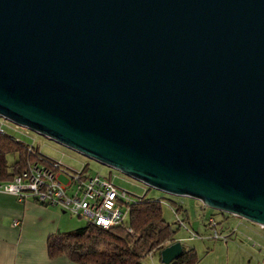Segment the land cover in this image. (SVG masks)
<instances>
[{
  "label": "water",
  "instance_id": "obj_1",
  "mask_svg": "<svg viewBox=\"0 0 264 264\" xmlns=\"http://www.w3.org/2000/svg\"><path fill=\"white\" fill-rule=\"evenodd\" d=\"M0 117L264 227V0H0Z\"/></svg>",
  "mask_w": 264,
  "mask_h": 264
},
{
  "label": "rangeland",
  "instance_id": "obj_2",
  "mask_svg": "<svg viewBox=\"0 0 264 264\" xmlns=\"http://www.w3.org/2000/svg\"><path fill=\"white\" fill-rule=\"evenodd\" d=\"M0 123L3 124L4 130L14 138L21 140L29 145L38 147L39 152L46 158L61 162L65 169L71 171H80L85 167L88 170L86 175L101 174L107 178L114 179L116 185L126 191L132 200L142 197L148 199L162 200L163 215L173 228L179 229L176 238L181 240V244L186 248L195 249L199 263L198 264H264V248L253 245L255 242L261 243L264 247V241L260 240L247 226L257 230L264 236V228L247 221L243 218L223 214L222 212L212 210L205 207L204 204L190 197H179L166 194L154 188H150L145 184L132 179L123 173L111 169L99 162L92 160L70 148H67L54 140L41 134L33 132L27 128L18 126L17 124L0 117ZM17 160L15 155H9L7 162L12 165ZM62 182H66V178H61ZM172 202L176 203L174 205ZM171 204V205H170ZM171 206H174L172 208ZM179 206L183 210L179 214L176 210ZM213 216L218 225V230L223 237L229 236L227 242L214 239L212 237L213 230L208 225V219ZM74 218L79 223L74 230L85 227L88 222L85 219ZM185 223L186 228H179L177 221ZM238 228L239 232H233L234 228ZM191 233L196 234L199 238L189 240ZM236 234V235H235ZM234 235V236H233ZM252 237L253 240L248 238ZM145 264H163L158 254L148 256Z\"/></svg>",
  "mask_w": 264,
  "mask_h": 264
},
{
  "label": "trees",
  "instance_id": "obj_3",
  "mask_svg": "<svg viewBox=\"0 0 264 264\" xmlns=\"http://www.w3.org/2000/svg\"><path fill=\"white\" fill-rule=\"evenodd\" d=\"M29 146L33 147L32 152H29ZM11 154L17 160L9 167L6 158ZM0 160V183L13 182L33 163L50 161L38 147L8 133L0 134ZM87 170L85 167L84 172ZM125 204L129 210L128 218L114 229L105 230L88 223L72 232L51 235L47 242L49 257L66 256L75 264H145L148 256L158 254L162 262V251L179 242L176 238L179 229L173 228L164 218L162 200L142 197L135 203ZM182 210L183 207L179 206L176 213ZM128 228L133 230L134 236L128 233ZM182 246L183 254L171 264H198L196 250Z\"/></svg>",
  "mask_w": 264,
  "mask_h": 264
},
{
  "label": "built area",
  "instance_id": "obj_4",
  "mask_svg": "<svg viewBox=\"0 0 264 264\" xmlns=\"http://www.w3.org/2000/svg\"><path fill=\"white\" fill-rule=\"evenodd\" d=\"M5 133L0 123V134ZM32 148L29 146V152H32ZM62 177L67 181L62 182ZM0 191L12 194L21 203L34 201L45 207L63 209L71 216L85 219L89 224L105 230L121 225L129 214L125 203L136 202L116 185L114 179L101 174L86 175L84 169L69 172L61 162L53 160L31 164L13 182L0 183ZM177 222L186 228L184 222ZM207 223L213 230L214 239L227 241L229 236L220 234L219 224L213 216ZM15 225H20V222L16 221ZM127 231L134 236L131 228ZM233 232H239L238 228H234ZM190 238L194 240L199 237L191 233Z\"/></svg>",
  "mask_w": 264,
  "mask_h": 264
},
{
  "label": "crops",
  "instance_id": "obj_5",
  "mask_svg": "<svg viewBox=\"0 0 264 264\" xmlns=\"http://www.w3.org/2000/svg\"><path fill=\"white\" fill-rule=\"evenodd\" d=\"M7 165L12 166L8 162ZM16 221L20 225H15ZM77 226L79 223L63 209L45 207L34 201L21 203L12 194L0 191V264H75L66 256L51 259L47 242L51 235L72 232ZM247 228L264 241L257 230ZM253 245L264 248L254 240Z\"/></svg>",
  "mask_w": 264,
  "mask_h": 264
},
{
  "label": "clouds",
  "instance_id": "obj_6",
  "mask_svg": "<svg viewBox=\"0 0 264 264\" xmlns=\"http://www.w3.org/2000/svg\"><path fill=\"white\" fill-rule=\"evenodd\" d=\"M206 207V206H205Z\"/></svg>",
  "mask_w": 264,
  "mask_h": 264
}]
</instances>
